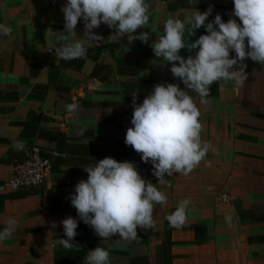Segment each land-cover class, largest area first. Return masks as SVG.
Segmentation results:
<instances>
[{
	"label": "crops",
	"instance_id": "obj_1",
	"mask_svg": "<svg viewBox=\"0 0 264 264\" xmlns=\"http://www.w3.org/2000/svg\"><path fill=\"white\" fill-rule=\"evenodd\" d=\"M66 2L0 0V23L11 29L10 35L0 36V182L10 176L24 142L59 158V163L51 161L40 187L16 190L28 191L26 196L10 198L11 192H0V231L15 221L11 236L0 241V264H80L97 246L109 250L111 264H129L131 256H144L149 264H264V221L242 222L236 209L239 204L261 212L264 206V65L246 59L244 84L238 89L233 82L213 84L205 104L189 92L201 112V141L210 147L188 175H166L161 184L152 164L142 162L135 151L126 157L98 155L113 148L128 150L114 141H124L132 126V93L142 103L158 83H175L190 91L173 78L170 63L154 56L151 44L163 35L164 22L185 19L210 5L208 20L220 14L226 22L233 0H146L149 23L133 35L149 32L148 43L101 24L93 31L103 38L92 43L79 69L64 67L56 58L59 42L53 32L63 30L61 7ZM83 34L81 19L75 36L65 42ZM203 34L205 30L198 29L190 40ZM180 54L189 55L186 49ZM68 105H75V110L69 113ZM54 132L65 137L60 149L49 137ZM17 142L21 143L14 147ZM105 157L133 162L142 178L167 195L166 204L154 206L155 228L138 227L136 240H103L90 226L83 229L86 224L71 205L70 193L80 179H87L83 167ZM222 193L229 203L217 201ZM186 198L191 203L184 226L170 227L166 217ZM68 216L78 221L70 251L59 242L67 238L60 222ZM190 226L204 231L195 237Z\"/></svg>",
	"mask_w": 264,
	"mask_h": 264
},
{
	"label": "clouds",
	"instance_id": "obj_2",
	"mask_svg": "<svg viewBox=\"0 0 264 264\" xmlns=\"http://www.w3.org/2000/svg\"><path fill=\"white\" fill-rule=\"evenodd\" d=\"M233 5L226 22L220 14L208 20L213 11L211 5L203 12L196 9L185 19L169 18L163 24V35L151 44L154 56L170 63L173 78L190 90H183L175 83H158L142 103H137L138 95L132 93V126L126 131L124 143L141 154L142 162L152 164L153 175L161 184L165 183L166 175L191 173L210 147L201 141V112L189 92H195L200 103L205 104L213 84L233 82L236 89L244 84L246 59L264 65V0H233ZM61 11L63 30L53 32L59 42L56 58L85 57L92 43L103 38L93 31L101 24L132 40L148 43L150 39L149 32L133 35L149 23L146 0H67ZM81 19L83 36L66 43L75 36ZM201 28L206 34L190 40ZM10 33V27L0 23V36ZM182 49L189 53L187 58L180 54ZM232 52L235 56L230 55ZM75 107L68 105L69 113ZM83 170L88 174L87 179L78 181L69 199L79 219L98 237L106 240L118 236L133 241L138 238V227L155 228L154 206L166 204L167 195L156 184L142 178L133 162L105 157ZM190 203L187 198L178 202L175 211L166 217L170 227L184 226ZM60 223L67 238L59 242L71 250L78 235V221L68 216ZM14 224V220L10 221L9 227L0 231V241L11 236ZM52 227H56L55 222ZM83 264H111L110 252L97 246L87 253Z\"/></svg>",
	"mask_w": 264,
	"mask_h": 264
},
{
	"label": "built area",
	"instance_id": "obj_3",
	"mask_svg": "<svg viewBox=\"0 0 264 264\" xmlns=\"http://www.w3.org/2000/svg\"><path fill=\"white\" fill-rule=\"evenodd\" d=\"M21 155L12 164L9 177L0 182V192H12L19 189L40 187L51 170L50 161L41 156V149L29 142L20 148ZM217 201L229 203V196L222 193Z\"/></svg>",
	"mask_w": 264,
	"mask_h": 264
},
{
	"label": "trees",
	"instance_id": "obj_4",
	"mask_svg": "<svg viewBox=\"0 0 264 264\" xmlns=\"http://www.w3.org/2000/svg\"><path fill=\"white\" fill-rule=\"evenodd\" d=\"M90 50V47L88 48L87 51ZM88 55V53L86 54V56ZM85 56V57H86ZM77 58V59H72V60H63L61 59V63L64 67H75L77 69H79L83 62H84V58ZM35 87H41L40 84H35L34 85ZM47 88V87H46ZM2 93V92H0ZM6 110H11V108H6ZM50 138H52L56 144H57V147L60 149L59 147V143L65 139L64 135L60 132H54V133H50L49 135ZM114 145H122L124 146L125 148H128V150H124V151H116L114 148L112 150H110L109 152H107V154H98V155H111L113 157H117V156H124L126 157L130 152H133V148L131 146H127L125 145L124 141H121V140H115L114 141ZM79 147V146H77ZM83 150H87V151H90L91 148L87 147V146H84L82 148ZM92 155H95V153L92 151ZM41 156L43 158H46L50 161V165L51 163L53 162V164H56V163H59V158L57 155L52 154H44L43 151L41 150ZM52 161V162H51ZM29 192L26 191V192H18V191H13L11 192L10 194H8L7 196L10 197V198H19V197H22V196H26ZM236 209H237V213L239 215V218L242 222H258V221H264V206H263V209L261 210V212H258V211H254L253 209H244L241 205L237 204L236 205ZM168 223V222H167ZM166 225V224H165ZM87 228V225H85L83 227V229ZM190 228H192L195 232V237H196V234L198 235V231H204V227L202 226H190ZM196 241V240H195ZM68 250V249H67ZM70 251V250H68ZM88 251V250H87ZM83 254L85 253V251L82 252ZM85 255V254H84ZM84 262V259L82 262H80V264H83ZM129 264H149L147 262V259L144 257V256H131L129 258Z\"/></svg>",
	"mask_w": 264,
	"mask_h": 264
},
{
	"label": "rangeland",
	"instance_id": "obj_5",
	"mask_svg": "<svg viewBox=\"0 0 264 264\" xmlns=\"http://www.w3.org/2000/svg\"><path fill=\"white\" fill-rule=\"evenodd\" d=\"M39 147V146H38Z\"/></svg>",
	"mask_w": 264,
	"mask_h": 264
}]
</instances>
